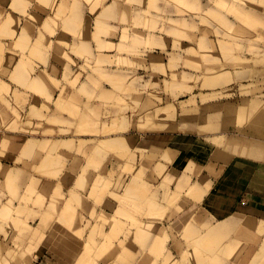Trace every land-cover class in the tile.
<instances>
[{
	"label": "rangeland",
	"instance_id": "obj_1",
	"mask_svg": "<svg viewBox=\"0 0 264 264\" xmlns=\"http://www.w3.org/2000/svg\"><path fill=\"white\" fill-rule=\"evenodd\" d=\"M85 1L94 14L58 10L37 36L86 41L64 53L62 75L54 63L30 82L27 63H0V264H61L53 238L64 235L77 247L71 264L87 249L89 264H264V221L211 248L196 217L184 237L163 223L202 199L189 185L208 192V170L264 156V0H113L100 14L99 0ZM7 20L0 41L16 36ZM194 140L189 161L162 149Z\"/></svg>",
	"mask_w": 264,
	"mask_h": 264
},
{
	"label": "crops",
	"instance_id": "obj_2",
	"mask_svg": "<svg viewBox=\"0 0 264 264\" xmlns=\"http://www.w3.org/2000/svg\"><path fill=\"white\" fill-rule=\"evenodd\" d=\"M99 1L100 5L96 8V14H100L102 12L101 10L104 11L113 2V0ZM124 5L125 4H122V6ZM58 10H61L60 13L62 16L94 14L90 11V5L85 0H0V25L3 24L5 20L8 22L7 17H10L13 20L12 30L16 33L15 38H4L0 41V63L4 64L5 59H9V61H6L13 64L11 72L16 70V65L27 63L29 65L28 79L30 82L37 77V73H42V75L45 72L54 74L52 72V65L54 63L58 64L62 75L64 67H62L63 65L61 63H66L64 53L67 52L68 48L79 47L81 42L85 43L86 41L71 36V38L63 40L68 43L64 44L61 43L63 41L50 38L51 36L46 30L42 31L45 38L38 41L37 36L39 35V31L43 28V23L49 16L57 14ZM9 31L10 30H8V32ZM23 32L26 36L28 35V38L25 39L24 42L18 39ZM89 42L91 46H96L94 41L89 40ZM38 45L40 48L44 49L42 50V58L41 55L40 57L33 55L35 54L33 50L37 48ZM53 48L60 49L59 58L61 62L58 61V59H54L52 52ZM71 58L80 62L82 61V58L78 57L75 53ZM6 78H8V76L0 73V79L5 80ZM28 94L32 96L36 95L32 91H29ZM170 140L172 139L168 141L170 142ZM201 144V141L194 140L193 146L186 151L185 148L178 147L172 142V145H168L162 149L164 152L168 150L173 155L174 163L176 160H179L182 154L186 155L182 156V159L186 161H189L191 157L195 158L198 152H201L199 149L200 147H198V145L201 146ZM153 151H156V149ZM212 156L213 152L210 154V157L206 155V164L210 163L213 158ZM219 156L220 160L216 162L218 164L222 163L224 159L223 155ZM258 156H260V154H258ZM225 162L227 164L223 168L216 166L214 169L208 170V192L202 196L200 201L190 200L188 201L189 203L184 206L183 211L175 212V209L170 211V213L172 212L170 214V219L164 220L163 223H169L173 236L179 234L183 236L185 226L192 222L194 217H196V221L200 223V228L202 225H207L208 228L217 225H227L228 231L225 233V236L221 235V237L223 236L222 240L225 241L245 239L243 235L245 224H251V226L253 224L254 226L260 225V222L264 221V156L263 158L249 155L232 156L231 158L228 157V160ZM194 174L195 172L191 170H188L186 173V175L190 177ZM203 180L202 182H204ZM190 186H201L202 188H206L202 186V184ZM160 200L161 199H159L158 202L159 204L161 203ZM89 206L90 205L87 203V207ZM91 208L92 206L89 209ZM193 208L195 210H193ZM78 214L77 222H84L81 217L84 218L86 216L85 212L80 211ZM251 226L250 229L252 228ZM207 227L202 228L203 232L201 234L209 232ZM240 227L242 231L238 229ZM255 230V228L252 230L253 238L258 237L260 239L259 232H256V234H258L257 236ZM183 237L182 239L186 240ZM175 239L176 238L173 240ZM177 241L183 243V248H181L180 251L175 250L176 253H174V256L181 258L183 254L181 252L186 248L184 247L185 242L182 240ZM70 242L72 243L71 239ZM54 250L55 254H57V248ZM61 252L64 254V258L67 256L70 257L67 263L71 264L70 261L76 252L68 254V251H61L60 249L59 253Z\"/></svg>",
	"mask_w": 264,
	"mask_h": 264
},
{
	"label": "bare ground",
	"instance_id": "obj_3",
	"mask_svg": "<svg viewBox=\"0 0 264 264\" xmlns=\"http://www.w3.org/2000/svg\"><path fill=\"white\" fill-rule=\"evenodd\" d=\"M103 9V8H102ZM101 11H103V10H101ZM71 16V15H70ZM6 23V22H5ZM9 24V23H8ZM4 25H6L7 27H8V25H7V23L6 24H4ZM9 25H11V24H9ZM2 26V25H1ZM6 26H2V27H6ZM23 64H21V65H17V67H19V68H21V69H24L23 68V66L25 65H23ZM21 66V67H20ZM26 67V66H25ZM16 68V67H15ZM18 70V72L19 71H21V72H24L23 70ZM24 70H26V68L24 69ZM26 73V72H25ZM19 74H21V75H19L20 77L22 76L23 77V75H26V74H24L23 73V75H22V73H20L19 72ZM43 77H44V75H43ZM45 78V77H44ZM39 84V83H38ZM111 146H112V144H111ZM246 146V145H245ZM61 153H63V151L61 152L60 151V154L59 155H61V156H63V154H61ZM66 153V152H65ZM64 153V154H65ZM69 153V152H68ZM67 154V153H66ZM65 154V155H66ZM45 155V154H44ZM66 156H68V154L66 155ZM45 158V157H44ZM47 158H49V157H47ZM43 159V158H42ZM63 159V158H62ZM42 161H47V159L46 160H42ZM187 177H185L187 180V182L190 180L189 178H190V176H188V175H186ZM25 177V176H24ZM189 177V178H188ZM26 178V177H25ZM122 179H124L123 177H122ZM189 179V180H188ZM27 180V179H26ZM26 180H25V183H26ZM44 180V179H43ZM185 180V179H184ZM185 181V182H186ZM32 182V181H31ZM31 182H29V183H31ZM184 182V183H185ZM40 183V182H39ZM41 184V183H40ZM134 184V183H133ZM28 185H30V184H28ZM45 185H46V183H45ZM37 187H38V185H36ZM48 186V185H47ZM49 187V186H48ZM47 187V188H48ZM182 187V186H181ZM189 188H191L192 186H188ZM44 189V188H43ZM139 190V189H138ZM140 190H142L141 188H140ZM194 190L196 191V192H199V195H198V198H201L203 195H204V193H205V189L203 188H201V186L199 187V186H196L195 188H194ZM178 194V193H177ZM176 195V194H175ZM179 206H180V204H179ZM180 208H182V205L180 206ZM71 215H73V213L71 214ZM49 218V217H48ZM48 220V222H49V219H47ZM47 220H45V222L47 221ZM50 222H52L51 221V219H50ZM140 222H142V221H140ZM139 222V223H140ZM43 223H44V221H43ZM248 223V222H247ZM142 225H143V223H141ZM141 224H138V225H140V226H142ZM204 224H206V223H204ZM44 225V224H43ZM138 225H137V228H139V230H140V228L141 227H138ZM48 225L46 224V226H45V228L47 227ZM64 226V225H63ZM145 226H147L148 227V225H145ZM42 227H44V226H42ZM146 227V228H147ZM187 227V226H186ZM244 232H243V235H244V238H246L247 237V235L248 236H250V225L249 224H245L244 225ZM145 228V229H146ZM149 228V227H148ZM62 229V228H61ZM186 229V228H185ZM238 229H240L241 230V227L240 228H238ZM65 230H67V229H65ZM138 230V231H139ZM143 229H141V231H142ZM43 231H44V229H43ZM57 231V230H56ZM61 231V230H60ZM137 231V229H136V232H138ZM140 231V233H143V232H145L146 230H143V232H141ZM208 237H206V240H208V241H205V240H203V243H204V245L205 246H208V248L211 246L212 247V244H216L217 242L219 243V241H220V239L222 240V237L223 236H225V233L228 231V226L227 225H217V226H212V227H209L208 228ZM242 231V230H241ZM41 233H42V231H41ZM139 233V232H138ZM184 233H185V230H184ZM60 234V233H59ZM42 235H44V233H42L41 234V236L39 237V239L40 238H42ZM138 235V234H137ZM140 235V234H139ZM143 235V234H142ZM221 235H223L222 237H221ZM242 235V234H241ZM242 235V236H243ZM65 236V235H64ZM64 236H62V237H60V238H57V237H54L53 239H55V241L53 242V248L55 249V248H57V254H55L58 258H60V263H61V261H62V263L61 264H63V261H64V264H69V263H67L68 262V260H69V258L70 257H65L64 258V254L61 252V253H59V251H60V249H61V251H63V250H66V251H68V254L69 253H73V252H75L74 250H76L75 248H77L76 247V245L75 244H73V243H71L70 242V239H68V241H66V237H64ZM141 236V235H140ZM220 237V238H219ZM163 238L162 237H155V242H156V240H158V243L162 240ZM41 240V239H40ZM39 240V241H40ZM64 240H65V242H64ZM217 240H219V241H217ZM38 242H36L35 244V246H37L38 244H37ZM42 243V242H41ZM211 244V245H210ZM231 246H232V248H231ZM231 246H229L231 249H229L230 251L232 250L233 251V249H234V247H233V243H231ZM234 246H236L235 245V243H234ZM52 247V246H51ZM210 247V248H211ZM236 249V248H235ZM234 249V250H235ZM106 250V249H105ZM102 251V250H101ZM88 249L87 250H85V252L83 251V252H81V258L78 260V263L79 264H84L87 260H91L92 258H90L91 257V255H89L90 253L92 254V256L95 254V252H94V254H93V252H90L89 254H88ZM104 252V251H103ZM106 252V251H105ZM97 254H99L98 252H96ZM101 254V253H100ZM106 254V253H105ZM104 254V255H105ZM234 254H236L235 252H234ZM84 255V256H83ZM90 256V257H87V256ZM102 255V254H101ZM100 255V256H101ZM103 255V256H104ZM54 256V255H53ZM201 256H203V254L201 253V254H199V257H201ZM94 257H95V255H94ZM98 257V256H97ZM88 258V259H87ZM104 258H108V256L107 257H104ZM202 258V257H201ZM200 258V259H201ZM78 259V258H77ZM87 259V260H86ZM89 260V261H90ZM95 260V259H94ZM75 262H76V264H77V261L75 260ZM71 263H72V261H71ZM87 263V262H86ZM85 263V264H86ZM94 263V262H93ZM87 264H89V263H87Z\"/></svg>",
	"mask_w": 264,
	"mask_h": 264
}]
</instances>
